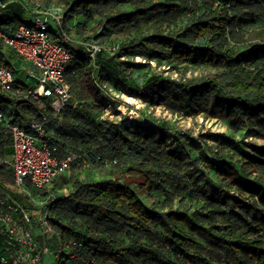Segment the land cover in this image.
Wrapping results in <instances>:
<instances>
[{"label": "trees", "instance_id": "obj_1", "mask_svg": "<svg viewBox=\"0 0 264 264\" xmlns=\"http://www.w3.org/2000/svg\"><path fill=\"white\" fill-rule=\"evenodd\" d=\"M3 1L7 6L0 12V30L8 33L14 25L27 23L37 0ZM114 4H128L132 10L105 13L99 36L152 17L149 33L123 41L118 46L119 54L142 55L158 64L165 61L211 68L217 73L202 80L153 75L135 87L124 72H118L115 57L102 60L105 49L94 60L87 57V52L76 55L63 43L65 33L71 36L63 25L52 34L75 54L70 63L75 61L74 67L81 68L82 73L86 68L94 67L99 72L102 65L110 66L118 72L127 95L137 98L148 94L173 114L203 109L212 118L226 120L232 135L209 132L204 138L240 156L244 166L257 171L258 176L251 180L227 160L215 163L208 156L193 155L195 142L182 138L170 142L157 128L139 129L93 118L86 103L72 105L74 96L49 126L50 139L80 156L72 166H93L98 172L112 174V178L76 182L68 195L49 199L45 205L43 211L59 225L63 234L60 238L84 242L80 257L65 264H264V147L256 148L254 156L246 153L234 137L246 131L251 137L264 139V0H52L49 5L63 7L65 24L77 16L91 17ZM247 28L253 29L255 37L245 42L242 32ZM17 59L0 38V66L15 67ZM68 82L74 92L76 82ZM27 88L25 82L18 81L11 93L0 89V111L12 123L23 124L42 113H52L47 102L40 107L26 95L16 94ZM55 124L60 126L58 136L50 135ZM78 132L82 136H76ZM77 147L83 149V155L75 152ZM202 163L221 179L217 189L204 186L196 176L201 175L198 170ZM131 176L143 190L167 196V185L177 186L188 194L189 201L202 202V208L195 213L175 210L165 198L161 209H152L133 182H128ZM61 177L52 182L50 190ZM49 189L47 197L54 196ZM218 217L232 223L221 226ZM46 239L48 235H43L40 242L44 244ZM200 243L226 253L227 261L216 262L213 256L191 248Z\"/></svg>", "mask_w": 264, "mask_h": 264}, {"label": "rangeland", "instance_id": "obj_2", "mask_svg": "<svg viewBox=\"0 0 264 264\" xmlns=\"http://www.w3.org/2000/svg\"><path fill=\"white\" fill-rule=\"evenodd\" d=\"M131 10L132 7L128 4H114L105 11L95 13L91 17L82 15L81 21L74 26V30L71 34L73 38L84 44L86 47L93 42L105 44L104 46L107 48L105 47L106 53L102 60L108 57H115L116 63L119 66L117 69L118 72H124L128 77V81L135 87L142 86L146 80L153 75L202 80L213 77L217 73V70L211 68L172 65L165 61L162 64H158L142 55L119 54L118 46L123 41L132 38L135 39L141 35L144 36L149 33V26L152 22L151 16L140 21H134L125 28H113L109 30L108 35L99 36L98 34L100 29L103 28L102 23L105 13L123 14L128 13ZM262 17L264 18V8L262 10ZM27 21L30 22L31 19ZM242 33L243 41L245 42L252 41L255 37L252 28H247ZM63 43L70 48L73 45L72 42L64 39ZM102 66L103 67L99 72L98 69L94 67L92 70L89 68L85 69L80 80L75 83L76 85L73 94L76 98L72 105L76 103H86L91 109L92 117L96 118V116H98L100 120H111L120 123L121 125H131L134 128L139 129H144L148 126H151V128H157L165 132V135L170 142L175 138H182L190 143L195 142L196 148L194 149L193 155H203L202 158L208 156V158L215 163H219L222 159L227 160L241 173L242 170H244L242 174L251 180H255L258 176L257 171L251 168L248 169L244 166L245 160L240 156H237L232 152L224 151L218 144L204 138L205 134L209 132L232 135L233 132L226 120L212 118L208 116L203 109H194L188 113L176 115L160 105L154 97L148 94H143L137 98L131 97L124 92L122 85L119 82L118 72L112 70L110 66ZM27 77L28 74L24 73L23 77H19L18 79L26 82ZM43 105L44 104L39 103L40 107ZM12 109L13 108H11V110ZM63 118L64 115L62 119ZM58 125L59 124H55V126L50 128V135L53 133L56 136L59 135L58 129L60 126ZM76 136H82V134L78 132L76 133ZM234 137L239 140L242 148L248 154L257 156L255 149L264 147V139L251 137L246 131L234 134ZM82 150L81 147H77L75 152L83 155L84 153ZM89 161H92L91 158ZM187 171L188 170H186V172ZM198 171L201 172V175L197 174L196 176L200 178V182L204 186L217 189L221 179L215 174V172L208 168V165L202 163ZM109 178H112V174L102 171L98 172L93 166H82L77 163L71 167L66 175L56 181V184L53 186L54 190L49 189V192L55 197H60L68 195L69 192L72 191V188H74L73 185L76 182L85 184ZM133 178L134 177L131 176L128 182H133V180H135ZM14 185L18 201L21 202L30 212L35 214L37 235L42 238L43 235L49 234L48 239H46L44 244L54 251L59 245V238L62 237L61 235L63 234L61 233L58 223L54 220H51L48 223L49 227H45L40 222V216L45 213L43 209L48 202L47 192L36 190L31 185H26L23 188L18 187L15 179ZM132 186L152 209H161L163 206L161 202H163L165 198H169L168 204L172 206L171 208L175 210L181 209L188 213H195L200 210L203 205L202 202L189 201L188 194L182 192V189L177 186L167 185V192H169L168 196L161 194L158 191L150 192L148 190H143L135 182H133ZM217 222L221 226H226L232 223V221L228 220L226 217H218ZM191 248L213 256L216 262L220 261L225 263L227 261L228 255L226 253L212 250L211 246L205 243L191 246ZM52 259L51 254H48L46 256V264H51Z\"/></svg>", "mask_w": 264, "mask_h": 264}, {"label": "built area", "instance_id": "obj_3", "mask_svg": "<svg viewBox=\"0 0 264 264\" xmlns=\"http://www.w3.org/2000/svg\"><path fill=\"white\" fill-rule=\"evenodd\" d=\"M7 4L0 0V12ZM65 12L57 5H44L36 1V9L30 22L14 25L0 38L13 49L22 60L32 64V68L0 66V89L13 92L18 78L28 74L25 84L28 88L21 93L39 103H48L52 113H42L23 124L12 123L0 111V129L8 130L12 140V154L8 162L18 187L31 185L36 190H47L52 182L67 173L72 164L80 159L58 142H52L49 126L67 108L73 95L72 87L66 79V69L75 54L57 42L52 30L64 25ZM70 41L71 36L65 35ZM105 48L98 43L87 47V57L95 59ZM14 112V111H13ZM12 112V113H13ZM55 196H48L54 200ZM40 222L49 227L52 216L43 213ZM49 235V234H48ZM85 248L80 239L59 238V245L52 251L40 242L36 232L35 214L18 200L8 195L0 198V264H46V256L51 254V264H65L67 260H77Z\"/></svg>", "mask_w": 264, "mask_h": 264}, {"label": "crops", "instance_id": "obj_4", "mask_svg": "<svg viewBox=\"0 0 264 264\" xmlns=\"http://www.w3.org/2000/svg\"><path fill=\"white\" fill-rule=\"evenodd\" d=\"M39 2L44 3L45 5H49L52 0H37ZM27 20L32 19V15L28 16L26 18ZM81 21V16H77L72 21L66 22L64 24V28L66 31H69L71 35V40L69 42H72L73 45L71 47V50L76 53L79 57L83 56L87 52V47L85 48V45H83L81 42L73 38L71 32L74 30V26L78 24ZM67 33H65L66 35ZM83 54V55H82ZM17 66L19 68H32V64L28 61L17 59L15 60ZM75 61L70 63L67 67L66 71V79L71 81H79L82 76V69L74 67ZM23 77V76H22ZM67 80V81H68ZM12 154V140H11V134L8 130H0V198L3 195H8L13 200H18L16 196V191L14 190V175L11 170V168L8 166V162L11 158Z\"/></svg>", "mask_w": 264, "mask_h": 264}]
</instances>
